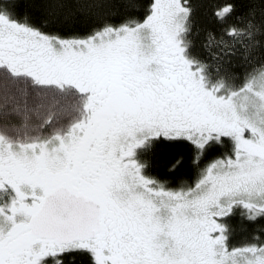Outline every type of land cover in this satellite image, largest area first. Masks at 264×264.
<instances>
[{"label":"snow or ice","instance_id":"snow-or-ice-1","mask_svg":"<svg viewBox=\"0 0 264 264\" xmlns=\"http://www.w3.org/2000/svg\"><path fill=\"white\" fill-rule=\"evenodd\" d=\"M34 7L43 19L76 9L119 24L77 36L43 29ZM194 11L192 0H0V264L83 254L92 264H264V240L230 246L224 222L243 208L264 225V60L238 90L228 67L264 54V0L216 6L211 62L193 53ZM66 88L86 103L63 133L56 126L77 109L58 94ZM29 126L53 131L8 134ZM161 139L186 142L195 165L229 143L233 154L208 163L194 187L171 190L142 159Z\"/></svg>","mask_w":264,"mask_h":264},{"label":"trees","instance_id":"trees-1","mask_svg":"<svg viewBox=\"0 0 264 264\" xmlns=\"http://www.w3.org/2000/svg\"><path fill=\"white\" fill-rule=\"evenodd\" d=\"M35 5L64 2V0H31ZM68 3H75L77 0H67ZM223 3V0H192L193 7L195 8L193 14V39L194 48L193 53L198 55L201 59L211 62V56L204 47L207 43L208 33L211 32L217 38L220 35V25L214 16V10L216 6ZM30 18L35 17L40 19L43 29H49L55 24L57 29L63 32H69L77 36H86L89 33L95 31L102 24L118 25L119 20L117 15L105 16L103 19H98L94 13L79 11L76 9H64L60 10L56 17H49L43 19L44 10L39 7H34L27 10ZM22 20V17H18ZM140 19V17H138ZM217 49L213 48V51ZM261 60H264V54L257 53L256 61L253 65H244L241 58H233L231 65H229V71L232 73L231 84L234 89L241 88L245 81L247 73L252 70V67H259ZM139 151V150H138ZM232 154V147L229 143L226 147H217L208 154V158L200 165L191 163V150L186 142L181 141H169L161 139L157 141L152 150L145 153L142 159L147 160L153 166L150 170H146V175L162 183L166 188L172 190H179L180 188L194 187L195 183L200 178L201 171L212 160L222 157L225 154ZM181 158L184 161V165L178 169H171L168 167V162ZM233 227L236 228L235 223ZM245 227L249 231H257L260 235V229L264 225L258 224L253 221H246ZM252 228V229H251ZM240 231V230H239ZM250 234V232L248 233ZM64 264H92L91 257L87 254L68 256L64 260Z\"/></svg>","mask_w":264,"mask_h":264},{"label":"rangeland","instance_id":"rangeland-1","mask_svg":"<svg viewBox=\"0 0 264 264\" xmlns=\"http://www.w3.org/2000/svg\"><path fill=\"white\" fill-rule=\"evenodd\" d=\"M18 83L21 87H23L25 86L26 83H30V80L29 81L21 80L18 81ZM46 87L55 88V86H46ZM58 94L61 96H68L73 98L77 104L76 111H74L69 116L63 117L60 123L56 126L63 133H67L75 123L79 122L83 118L85 114L84 104L86 103V97L80 94L74 88H66L63 92H59ZM52 131H53L52 126H47L43 130H37L32 126H29V128L27 129H22L19 132H9L8 134L12 136L14 139L27 140V139H34L38 136L39 137L47 136L51 134ZM245 212L246 210L243 208H234L232 214L224 218V222L227 224L230 230V236H229L230 246H237V247L243 246L245 244L253 242L254 237H259L260 240H264V235L262 234L258 235L257 231H249V229L245 227L246 221L248 220L246 218V215H244ZM234 223L236 225V228L233 227ZM249 232L250 234H248Z\"/></svg>","mask_w":264,"mask_h":264}]
</instances>
